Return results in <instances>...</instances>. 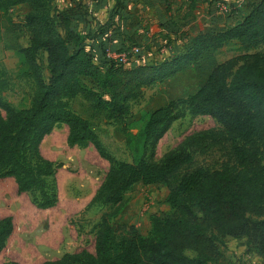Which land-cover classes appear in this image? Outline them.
I'll use <instances>...</instances> for the list:
<instances>
[{"label": "trees", "instance_id": "16d2710c", "mask_svg": "<svg viewBox=\"0 0 264 264\" xmlns=\"http://www.w3.org/2000/svg\"><path fill=\"white\" fill-rule=\"evenodd\" d=\"M113 1L109 17L99 21L79 4L57 10L55 0H0V28L10 9L30 8L24 16L30 42L21 54L25 75L36 85L30 105L16 108L4 99L0 77V174L14 178L19 193H32L38 208L54 207L58 194L50 179L63 163L45 157L41 145L63 124L70 147L92 146L109 163L86 207L111 208L95 227V250L82 248L39 264H220V243L227 237L246 238L248 250L264 258V0L247 2L246 12L236 8L233 24L198 32L186 49L131 67L109 55L127 52L133 40L127 31L128 1ZM163 1L169 14L171 3ZM196 1L191 0L192 8ZM172 25L159 23L170 32ZM233 43L241 54L216 65L187 97L152 110L139 133L129 131L132 103L144 86L162 83L197 64L204 53ZM77 96L122 126L133 161L117 159L93 123L72 108ZM187 115L210 116L220 128L195 131L154 160L160 140ZM201 157L212 159L201 162ZM138 183L168 189L171 212L152 215L148 234L112 221ZM13 231V217L0 216V254Z\"/></svg>", "mask_w": 264, "mask_h": 264}, {"label": "rangeland", "instance_id": "374dc122", "mask_svg": "<svg viewBox=\"0 0 264 264\" xmlns=\"http://www.w3.org/2000/svg\"><path fill=\"white\" fill-rule=\"evenodd\" d=\"M144 2V0H142ZM237 1V0H236ZM252 0L238 3V9ZM141 0L127 2L128 40L127 66L166 59L170 51L178 52L188 47L192 37L198 32L220 30L235 21L234 7L224 4L221 19L215 20L205 7L195 5L185 7V1L172 3L169 14L166 5L160 4L156 9L143 8ZM84 6L99 21L109 17L113 7L111 0H55L57 10L74 5ZM30 10L28 5H17L9 10L0 28V77L6 87L2 95L16 108L28 107L35 92L34 81L25 75L26 65L22 60L21 49L30 42V29L24 26V16ZM236 12V11H235ZM173 23V31L158 27L160 22ZM137 47L138 54L132 49ZM243 52L238 44H230L215 52L204 53L197 64H189L184 71L162 83L144 86L143 94L132 103V116L128 121L129 131L133 134L145 125L149 113L164 105L170 99L187 97L200 87L208 78L213 68ZM114 55L119 53L111 51ZM44 59L43 55L41 56ZM45 61V59H44ZM46 64V62H44ZM72 108L88 118L111 153L119 160L133 161V154L126 142V135L120 124L108 122L101 113L93 111L90 103L77 96L71 100ZM210 128H220V124L210 116H191L176 121L156 147L154 160H160L166 153L175 149L191 133ZM68 127L63 124L54 129L41 145L45 157L63 163L50 183L56 186L58 203L49 209H40L33 202V194L19 193L12 177L0 174V216H12L14 231L6 247L0 254V264L17 261L21 264H39L46 259H54L67 252L87 248L95 250V227L104 212L111 208L95 206L86 209L87 204L103 181L109 163L103 159L94 147H70L67 143ZM212 158H199L211 161ZM136 189L146 194L140 213H150L152 202L159 205L162 216L171 210L162 209V190L166 186L137 184ZM154 196V198H153ZM158 212L156 211L154 215ZM113 222L126 223L124 218H112ZM223 259L220 264H262V259L254 253H248L246 238L227 237L220 243ZM192 255L191 252L187 253Z\"/></svg>", "mask_w": 264, "mask_h": 264}, {"label": "crops", "instance_id": "0c3cea01", "mask_svg": "<svg viewBox=\"0 0 264 264\" xmlns=\"http://www.w3.org/2000/svg\"><path fill=\"white\" fill-rule=\"evenodd\" d=\"M111 1L114 4V1L113 0H111ZM127 1L129 2V0H127ZM134 1L137 2V0H134ZM154 1L153 0H144V2H143L141 0V2L139 4H144L145 6H143V8H146V9H148V8L149 9H153V8L156 9L160 6L161 3L166 5V1H163V0H154ZM169 1H178V0H169ZM182 1H185V7L188 5L190 6L191 0H182ZM210 1L212 2V4L210 3ZM244 2H245V0H237V1L236 0H197L196 4L197 5L201 4L200 6H202V7H205V6H203L204 4L207 5V8H205V9H207V12L211 14L214 21L215 20L220 21V20H225V19H221V17H223L224 11L227 12V10H224V9H226L224 4H227L230 7L232 5V8L234 7V10H237L236 9V8H238L237 4L238 3L242 4ZM171 5H172V3H171ZM245 7H246V4H245ZM245 9L247 11V7ZM240 10L243 11L244 9L241 8ZM96 13L94 15H96ZM235 13L237 14V11L234 12V14ZM236 14H235V17L232 19L233 21L237 20ZM158 27H159V25H158ZM146 186H149V185H146ZM136 187H137V185H135L134 188L126 194V197H125L126 205L124 206L123 210L118 215V217H122V220L124 218V221H126V224L136 225L142 234H148L150 229H151V220H150L151 216L154 215L156 211L158 212L157 215L162 216V214H161V212L158 211L159 205L156 202H152L150 213H148V214H144L143 212L140 213V210H141L140 207H142V205L145 201L146 194H144L143 192H139V190L136 189ZM167 195H168V189L166 187V189L162 190L163 204L161 206H162L163 210L166 209L169 211V210H171V207L168 203H166ZM153 198H154V196H153ZM247 251H249L248 253H254L258 257H260L262 259V264H264V258L261 255H259L256 252H252V251L248 250V248H247ZM56 258H58V257H56ZM46 260H48V259H46Z\"/></svg>", "mask_w": 264, "mask_h": 264}, {"label": "built area", "instance_id": "2783aa9c", "mask_svg": "<svg viewBox=\"0 0 264 264\" xmlns=\"http://www.w3.org/2000/svg\"><path fill=\"white\" fill-rule=\"evenodd\" d=\"M132 51H133V53L138 54L139 49H138L137 47H135V48L132 49ZM109 55H110L111 57H113V58L118 59V60L121 61L122 63H125V64L127 63V54H126V52L119 53L118 55H116V54L113 55V54L110 52Z\"/></svg>", "mask_w": 264, "mask_h": 264}]
</instances>
